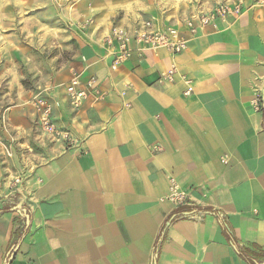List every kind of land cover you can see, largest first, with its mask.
<instances>
[{"label":"crops","instance_id":"1","mask_svg":"<svg viewBox=\"0 0 264 264\" xmlns=\"http://www.w3.org/2000/svg\"><path fill=\"white\" fill-rule=\"evenodd\" d=\"M240 3L239 16L198 29L181 54L135 46L115 72L103 44L112 25L148 20L187 35L193 16H110L101 33L75 36L63 87L74 68L107 96L73 111L62 88L53 120L81 147L46 140L26 193L0 203V264H248L210 211L239 247L264 252V0ZM172 65L192 81L189 96L177 76L159 82ZM171 181L186 204L168 199ZM180 206L205 210L160 232Z\"/></svg>","mask_w":264,"mask_h":264},{"label":"rangeland","instance_id":"2","mask_svg":"<svg viewBox=\"0 0 264 264\" xmlns=\"http://www.w3.org/2000/svg\"><path fill=\"white\" fill-rule=\"evenodd\" d=\"M240 1L251 0H0V203L21 197L14 178L43 161L28 100L60 101L75 36L101 33L110 16H196Z\"/></svg>","mask_w":264,"mask_h":264},{"label":"built area","instance_id":"3","mask_svg":"<svg viewBox=\"0 0 264 264\" xmlns=\"http://www.w3.org/2000/svg\"><path fill=\"white\" fill-rule=\"evenodd\" d=\"M241 10L240 2L231 5L217 4L207 13L193 16L185 22L187 35L175 26L153 28L150 22H144L139 28L132 31L121 26L112 25L109 33L103 39V44L108 47V53L112 58L110 70L115 72L121 64L128 61L135 46L139 49L146 48L152 51L164 49L173 56L181 54L187 48L188 39L194 36L198 29L208 25L215 28L217 21L227 22L228 16L237 17L240 15ZM176 76L185 85L184 95L189 96L193 91L192 81L186 76L178 75L173 65L169 70L160 74L159 82L172 84L175 82ZM63 92L68 107L73 111L79 110L85 102L98 103L107 96V93L100 90L94 77L83 80L81 72L74 68L69 70ZM28 104L32 109V116L40 136L64 149H80L79 140L69 130L55 125L53 104L47 98L38 94L31 97ZM9 148L11 147L9 146ZM153 150L158 151V148L155 147ZM28 183V178L20 173L13 180V190L21 196L22 192L24 194L28 190ZM168 199L176 205H184L187 196L171 181Z\"/></svg>","mask_w":264,"mask_h":264},{"label":"trees","instance_id":"4","mask_svg":"<svg viewBox=\"0 0 264 264\" xmlns=\"http://www.w3.org/2000/svg\"><path fill=\"white\" fill-rule=\"evenodd\" d=\"M261 113H262V126L264 129V108H262ZM201 210H205V209L196 208V207H189V206L178 207L166 218L164 224L161 227L160 232L163 231V229L165 228V224L167 222H169L170 219H175V218L179 217L181 215V213H183V212L193 213L195 211H201ZM210 212H212V214L215 216V218L218 222V225L220 227V230H221L222 234L226 237L227 241L236 248V252H237L238 256L240 258H242L244 261H246L248 264H261V262H259L258 257L261 255H264V252L260 248H258L257 246H253L252 250L239 247L236 240L234 239L232 233L230 232V229H229L227 223L225 222V220L218 213H216L214 211H210ZM23 234H24V231L22 232L21 236L19 237V241H20ZM6 264H9V262L6 261Z\"/></svg>","mask_w":264,"mask_h":264}]
</instances>
